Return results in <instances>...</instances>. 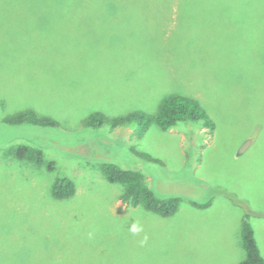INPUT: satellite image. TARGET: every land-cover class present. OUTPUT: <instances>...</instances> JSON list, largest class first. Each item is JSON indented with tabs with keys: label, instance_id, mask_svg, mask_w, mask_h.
I'll use <instances>...</instances> for the list:
<instances>
[{
	"label": "rangeland",
	"instance_id": "1",
	"mask_svg": "<svg viewBox=\"0 0 264 264\" xmlns=\"http://www.w3.org/2000/svg\"><path fill=\"white\" fill-rule=\"evenodd\" d=\"M118 1L0 6V264H239L244 218L264 260V5ZM171 95L213 131L111 128ZM27 112L54 125L7 122ZM105 164L179 198L175 214L122 204Z\"/></svg>",
	"mask_w": 264,
	"mask_h": 264
},
{
	"label": "trees",
	"instance_id": "2",
	"mask_svg": "<svg viewBox=\"0 0 264 264\" xmlns=\"http://www.w3.org/2000/svg\"><path fill=\"white\" fill-rule=\"evenodd\" d=\"M106 0H0V6L3 5H20L27 7L34 6H75V5H90L105 2ZM117 2V0H111ZM193 2L204 4H253L264 5V0H119L129 4L137 3L140 5H166L178 2ZM89 125L96 123L100 126L103 123L102 116L96 114L90 116ZM9 124L28 123L39 126H53L50 120H44L36 117L30 112L17 114L7 120ZM181 122L198 123L203 128L211 133L214 129V123L208 117L206 112L199 104L192 99L171 95L166 97L159 105L156 114L153 117H146L143 114H130L125 118H121L111 122V128L119 126L127 127L130 124L142 123L143 127L149 124L157 125L162 131H167L175 127ZM143 132V131H142ZM137 134V136H140ZM27 148H20L17 152L18 156H23L27 152ZM144 159L153 163L158 161L149 158L146 155H141ZM29 158L35 163L40 164L41 152L30 151ZM101 173L105 180L111 184H117L122 187L119 201L122 204L132 208L143 207L145 210L160 216L170 217L177 211L180 203L177 197H159L153 190L145 184L144 177L135 171L122 169L113 164H105L101 166ZM52 195L56 199H68L74 195V185L66 178L57 179L52 186ZM240 238L242 249L244 252L243 260L239 264H264L261 258L257 244L254 239L253 230L244 218L241 224Z\"/></svg>",
	"mask_w": 264,
	"mask_h": 264
},
{
	"label": "water",
	"instance_id": "3",
	"mask_svg": "<svg viewBox=\"0 0 264 264\" xmlns=\"http://www.w3.org/2000/svg\"><path fill=\"white\" fill-rule=\"evenodd\" d=\"M246 146H247V143H245V144L240 148L239 153H241V152L245 149Z\"/></svg>",
	"mask_w": 264,
	"mask_h": 264
}]
</instances>
